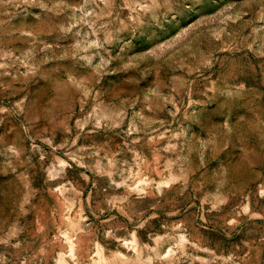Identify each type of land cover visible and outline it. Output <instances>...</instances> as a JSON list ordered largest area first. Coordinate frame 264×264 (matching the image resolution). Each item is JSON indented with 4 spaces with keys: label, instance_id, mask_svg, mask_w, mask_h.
I'll return each mask as SVG.
<instances>
[{
    "label": "rangeland",
    "instance_id": "1",
    "mask_svg": "<svg viewBox=\"0 0 264 264\" xmlns=\"http://www.w3.org/2000/svg\"><path fill=\"white\" fill-rule=\"evenodd\" d=\"M0 264H264V0H0Z\"/></svg>",
    "mask_w": 264,
    "mask_h": 264
}]
</instances>
